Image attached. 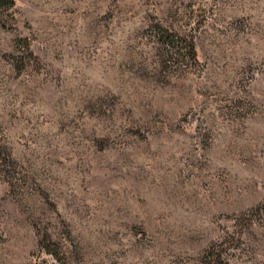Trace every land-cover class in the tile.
Wrapping results in <instances>:
<instances>
[{"label": "rangeland", "instance_id": "rangeland-1", "mask_svg": "<svg viewBox=\"0 0 264 264\" xmlns=\"http://www.w3.org/2000/svg\"><path fill=\"white\" fill-rule=\"evenodd\" d=\"M0 264H264V0L0 7Z\"/></svg>", "mask_w": 264, "mask_h": 264}, {"label": "trees", "instance_id": "trees-1", "mask_svg": "<svg viewBox=\"0 0 264 264\" xmlns=\"http://www.w3.org/2000/svg\"><path fill=\"white\" fill-rule=\"evenodd\" d=\"M14 5V0H0V7L10 8ZM193 50V47H191Z\"/></svg>", "mask_w": 264, "mask_h": 264}]
</instances>
